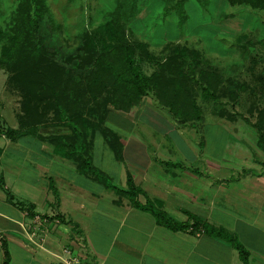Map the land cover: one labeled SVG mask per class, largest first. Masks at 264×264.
Segmentation results:
<instances>
[{
  "label": "crops",
  "instance_id": "0c3cea01",
  "mask_svg": "<svg viewBox=\"0 0 264 264\" xmlns=\"http://www.w3.org/2000/svg\"><path fill=\"white\" fill-rule=\"evenodd\" d=\"M141 124L146 128V122ZM41 134L56 135H46L39 129L36 135L25 134L14 140L0 136V166L6 149L25 137L34 138L24 153L32 157L30 167L36 169L35 162L46 160L38 165L40 175L33 177L23 172L24 166H3L0 264H59L57 255L64 247L80 253L90 264H244L239 252L223 240L202 231H171L158 225L151 213L132 206L127 198L107 189L91 175L79 172L74 162L42 139ZM164 135L161 140L146 135L139 139L121 137L124 154L123 160L117 161L125 165L126 172L117 186L126 188L131 175L142 190V204L147 200L159 203L178 222L192 223L191 216H197L234 234L243 245L255 237L257 249L250 248L249 264H264V168L253 174L220 168L216 163L213 167L191 168L199 157L187 142H179L168 132ZM36 142L53 147L35 146ZM93 146L94 142L91 152ZM170 165L174 169L170 170ZM233 199L258 210L257 217L241 218L246 214L227 209L226 201ZM36 215L46 222L34 224L32 217ZM238 224L250 234L240 238L229 229ZM32 232L37 233L33 240Z\"/></svg>",
  "mask_w": 264,
  "mask_h": 264
},
{
  "label": "rangeland",
  "instance_id": "374dc122",
  "mask_svg": "<svg viewBox=\"0 0 264 264\" xmlns=\"http://www.w3.org/2000/svg\"><path fill=\"white\" fill-rule=\"evenodd\" d=\"M0 2V28L3 29L18 0ZM45 3L47 16L43 31L52 36V50L60 54L77 53L83 36L87 33L97 36L112 18L120 19L130 42L146 44L150 55L159 63L183 49L194 51L188 64L195 66L188 74L192 77L190 86L197 94L201 120L179 124L173 120L168 108L156 101L155 94L150 93L130 111L111 115L106 125L121 137L139 139L146 135L147 138L161 140L168 132V136L178 138L179 142L186 141L190 150L199 157L197 165L191 168H208L216 163L220 168L245 170L248 174L264 168V13L246 6H231L225 0H47ZM143 60L141 67L144 72L150 75L156 71L154 63L146 58ZM201 72L209 75L218 72L221 79L217 99L204 97L198 80ZM21 111L20 93L9 84L8 74L0 66L1 126L19 129ZM52 118L50 114L44 123H49ZM145 122L147 126L143 129L144 124L141 123ZM48 127L42 126L40 131L46 135L65 134L67 131ZM33 139L22 138L6 149L0 175L4 167L12 165L14 169L24 166L23 172L32 177L40 175L37 173V170L40 172L38 165L41 160L44 163L46 160L35 162L34 169L30 167L32 157L24 155L28 142ZM93 142L91 154L94 165L119 186L124 179L125 165L117 161L102 135H97ZM37 144L53 147L49 143L36 142L35 146ZM150 148L153 150L152 146ZM123 152L124 144L122 157ZM184 162L182 159L181 163ZM169 169L174 167L170 165ZM217 201L223 200L217 198ZM226 203L230 211L246 214L239 216L241 218L258 215V210H251L249 205H245L249 207L246 208L239 200H227ZM241 225L229 226L240 238L250 234ZM251 240L244 245L239 241L248 252L251 247L257 249L256 238ZM251 254L254 255L253 252Z\"/></svg>",
  "mask_w": 264,
  "mask_h": 264
},
{
  "label": "trees",
  "instance_id": "16d2710c",
  "mask_svg": "<svg viewBox=\"0 0 264 264\" xmlns=\"http://www.w3.org/2000/svg\"><path fill=\"white\" fill-rule=\"evenodd\" d=\"M46 1L18 0L11 19L0 28V66L8 74L9 84L20 93L22 108L20 128L0 124V135L14 140L25 134L36 135L42 126L64 128L65 134L40 137L71 159L79 172L91 175L107 189L127 198L132 206L151 213L158 225L171 231H202L230 244L243 263L249 264V252L234 234L197 216H191L192 223L178 222L151 200L142 204L139 201L142 190L131 175L127 187L120 188L92 160L93 140L100 134L116 159L122 161L121 136L106 124L112 114L130 111L150 93L155 94L156 101L168 108L179 124L201 120L197 94L190 86L192 77L188 74L195 66L188 64L194 51L183 49L159 63L146 44L130 42L120 19L112 18L97 36L85 34L77 53L60 54L52 50V36L43 31ZM225 1L231 6H246L264 13V0ZM144 58L157 66L150 75L142 70ZM193 73L198 74L195 70ZM220 79L218 72L210 75L201 72L198 80L205 98H218ZM50 114L54 119L45 124Z\"/></svg>",
  "mask_w": 264,
  "mask_h": 264
},
{
  "label": "built area",
  "instance_id": "2783aa9c",
  "mask_svg": "<svg viewBox=\"0 0 264 264\" xmlns=\"http://www.w3.org/2000/svg\"><path fill=\"white\" fill-rule=\"evenodd\" d=\"M29 213V212H26ZM32 221L36 225H42L46 222V219L42 218L39 215L33 216ZM36 232H32L31 234V240H33V237L36 236ZM40 240L44 241V238H40ZM58 263L59 264H90L89 261L81 256L80 253L75 252L70 247H64L60 254L57 255Z\"/></svg>",
  "mask_w": 264,
  "mask_h": 264
}]
</instances>
